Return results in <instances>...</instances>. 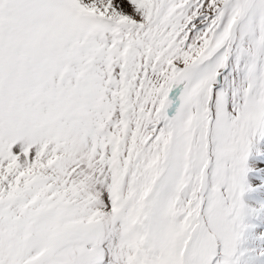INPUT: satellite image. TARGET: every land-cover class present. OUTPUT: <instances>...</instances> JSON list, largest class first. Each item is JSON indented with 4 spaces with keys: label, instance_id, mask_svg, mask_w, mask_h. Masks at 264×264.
<instances>
[{
    "label": "snow or ice",
    "instance_id": "obj_1",
    "mask_svg": "<svg viewBox=\"0 0 264 264\" xmlns=\"http://www.w3.org/2000/svg\"><path fill=\"white\" fill-rule=\"evenodd\" d=\"M0 264H264V0H0Z\"/></svg>",
    "mask_w": 264,
    "mask_h": 264
}]
</instances>
